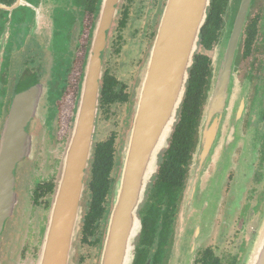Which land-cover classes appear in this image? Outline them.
Segmentation results:
<instances>
[{
	"label": "flooded vegetation",
	"instance_id": "obj_1",
	"mask_svg": "<svg viewBox=\"0 0 264 264\" xmlns=\"http://www.w3.org/2000/svg\"><path fill=\"white\" fill-rule=\"evenodd\" d=\"M102 1L0 0V137L16 98L32 89L39 90L35 113L25 128L30 153L17 163L14 170L17 203L0 235V264H37L53 203L62 186L67 149ZM135 1H119L101 55L102 76L92 153L79 197L70 264H101L117 182L124 168L128 133L138 104L143 59L137 57L143 40L136 39L138 44L130 47L134 51L132 59H128L129 62L124 59L115 74L108 64L111 56L119 58L121 55L122 37L119 34L127 29L130 6ZM228 2L226 0V5ZM225 10L226 7L211 50L201 46L199 36L194 57L209 59L206 84L197 100L183 107L186 83L167 147L159 152L156 170L145 183L138 205L139 230L131 242L130 264H242L238 254L224 263L210 244L223 239L238 218L246 221L249 214L250 219L256 217L264 205V133L261 130V125L264 126V0H251L243 28L238 76L244 74L248 91L238 104L231 98L225 113L213 116L221 119H218L215 134L211 132L209 135V150L200 164L201 181L198 185L203 188L200 193L217 198L214 219L210 224L202 220L197 224L200 229L197 234L196 230L194 232V245L183 256L180 247L175 248L176 223L191 170L195 159L198 161L201 155L203 134H207L212 121L206 126L203 123L207 113L211 114L208 111L211 58L206 53L217 45ZM157 30L158 23L152 42ZM200 49L203 54L198 52ZM131 83L134 84L132 87ZM131 103L128 120L127 105ZM116 108L120 111L126 108L121 119L116 117ZM111 117L118 120H111ZM103 120H111L115 126L118 122L123 123V133L121 128H114L106 140H99L104 133ZM182 120L186 127L179 139L183 138L184 142L188 139V142L184 158L180 159L176 154L179 145L174 143L173 135ZM119 140L120 149L117 147ZM241 140L244 141L242 145L239 144ZM202 224L206 227L203 235ZM174 249L177 257L172 263ZM244 250L245 243H242L239 252Z\"/></svg>",
	"mask_w": 264,
	"mask_h": 264
},
{
	"label": "water",
	"instance_id": "obj_2",
	"mask_svg": "<svg viewBox=\"0 0 264 264\" xmlns=\"http://www.w3.org/2000/svg\"><path fill=\"white\" fill-rule=\"evenodd\" d=\"M119 1H102L83 80L80 105L67 149L62 186L53 203L37 264H70L71 261L79 197L87 162L92 153L102 76L101 55L105 50L107 32L116 15ZM210 2L211 0L166 1L141 78L138 104L127 138L124 168L117 182L114 210L101 264H130L131 242L139 230L136 217L138 205L142 200L145 183L156 170L158 154L167 147ZM250 4L251 0H229L217 42L216 57L210 65L208 111L211 114L207 113L203 123L206 126L212 121L208 125L207 134H203L201 155L198 161H194L195 166L191 170L189 186L182 202L183 209L180 211V216L184 215V207H188L185 214L187 219L193 218L197 224L201 221L200 209L195 206L196 198H201L198 185L201 181L200 164L209 150V135L211 132L215 134L218 119H221L213 116L225 113L228 109L227 102L232 98L234 74L240 60L243 28ZM38 93L39 90L35 88L16 98L14 109L1 133L0 235L17 203L14 170L17 163L30 153L25 128L35 113ZM242 106L243 103L240 111ZM198 229L195 228L196 234ZM183 234L188 239L190 233ZM242 264H264V211L254 241Z\"/></svg>",
	"mask_w": 264,
	"mask_h": 264
},
{
	"label": "rangeland",
	"instance_id": "obj_3",
	"mask_svg": "<svg viewBox=\"0 0 264 264\" xmlns=\"http://www.w3.org/2000/svg\"><path fill=\"white\" fill-rule=\"evenodd\" d=\"M152 1L154 0H136L135 3L130 6L131 10H130L129 24L127 26V29L121 34H119V36L122 37L121 55L119 58H114L113 56H111L110 63L108 64V66L112 68L111 70L113 71L114 74H115L114 72L115 69L121 66V63H123L124 59H126L128 62H129L128 59H132L134 51L133 49L131 50L130 47L133 44H138V42L137 43L135 42L136 39L137 40L142 39L143 46L140 51V55H138L137 57L138 59L139 58L143 59V65L139 73V80L141 81V78L143 76V73L146 67L147 58H148L150 49L154 42V40L152 42V35L156 30L157 23L159 26L160 17H161V14L163 12V9L165 7L167 0L166 1L156 0L155 4L154 3L152 4ZM117 35L114 36L115 39ZM130 38H132L133 40H130ZM126 45H127V48L125 49ZM111 51L113 50L111 49L110 52ZM216 51H217V45L214 46L211 52L206 53V55H208V57L211 58V62L216 57V53H217ZM198 52L201 54L204 53V51L201 49ZM135 61H136V57L134 58L133 62ZM239 62L241 63V61ZM239 62L236 66V71H235L236 74L234 75L235 78H234L232 100H231L232 102L234 101V103H237V104L243 98L244 94L248 91L247 85L244 84V78H243L244 74H242L241 77L238 76V70L240 68L239 66H241ZM140 64H141V61L137 65V68L140 67ZM118 75L121 76L122 73H118ZM133 85L134 84L131 83V87ZM139 89H140V86L138 87V95H139ZM131 110H132V103L127 105V116L126 117L128 120L131 115ZM125 111H126V108L124 109L122 108V111H120L119 108H116V111H115L117 113L116 117L121 119ZM117 118L111 117L110 119L112 120V119H117ZM111 120L107 122H105V120L102 121L104 122L102 125V129L104 130V133L101 135L99 140H106L108 138L109 132L112 131L114 128H116L117 130L121 128V133H123V123L120 125V122H118V125L115 126L114 124L110 123ZM129 127H130V121L127 125V130ZM261 130L264 133L263 125H261ZM241 139H244V138L241 137ZM121 140H119V142L117 143L118 148L121 146ZM241 142H244V141L241 140L239 142L240 145H242ZM199 189L203 191L202 185H199ZM207 192L208 191H204L203 193H207ZM200 197L201 198H196L195 200V206L200 209L199 219H201L203 223L210 224V222H212V220L214 219V216L216 213L217 198H212L211 196L204 195V194H201ZM182 209H183V206H181V210ZM187 211H188V207L186 208L185 206L184 212H183L184 215L181 214L180 216V212H179V217L176 223L177 236H176L175 244L176 243L177 244L175 248H177V246L180 247L179 249H181L182 256L184 255V253H187L191 249V247L194 245L193 243L196 240V238H194L195 237L194 231H195V228L197 227V223L195 219L193 218H191L190 220L187 219L185 215ZM263 211H264V205L262 206L260 213H258L256 217L250 219L251 214H249L246 217V221L243 218H238V222L237 223L234 222L231 225L230 230H228V232L225 234V237L223 239H220L218 242H212L210 244L212 248L217 250L216 255L224 263L229 262L231 258L236 256L237 254L241 256L242 263L244 262L246 255L248 253V250L250 248V245L254 241V235L256 234L259 228V225H260V222L263 216ZM205 230H206V227L204 226V224H202L201 226L202 235L205 233ZM183 233L185 234L190 233L188 236V239H186L183 236L184 235ZM186 243L187 245H185ZM242 243H245V250L243 253L242 252L240 253L239 247L242 245ZM184 249H186L187 251L185 252ZM179 253L180 252H178V254ZM176 257H177V254L175 255V249H174L172 263L175 262ZM179 257H181V255ZM183 258L185 261V257Z\"/></svg>",
	"mask_w": 264,
	"mask_h": 264
},
{
	"label": "trees",
	"instance_id": "obj_4",
	"mask_svg": "<svg viewBox=\"0 0 264 264\" xmlns=\"http://www.w3.org/2000/svg\"><path fill=\"white\" fill-rule=\"evenodd\" d=\"M226 5V0H212L210 8L208 9L206 22L201 30L200 43L205 50H211L213 45L216 43L217 35L221 26V16ZM194 57L193 65L189 70V79L187 82V91L183 101V107L188 106L194 100H197L198 96L202 92L206 84V76L208 74L209 59L204 56ZM211 75V71H210ZM210 81V79H209ZM186 127V122L182 120L177 125L175 133L173 135L174 143L179 146L176 151L178 158H184L183 153L186 148L188 139L184 142V139H179V135L183 132ZM182 144V145H181ZM184 162V161H183Z\"/></svg>",
	"mask_w": 264,
	"mask_h": 264
}]
</instances>
